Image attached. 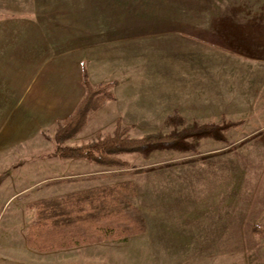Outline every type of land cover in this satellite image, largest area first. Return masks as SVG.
Listing matches in <instances>:
<instances>
[{
	"label": "rangeland",
	"instance_id": "1",
	"mask_svg": "<svg viewBox=\"0 0 264 264\" xmlns=\"http://www.w3.org/2000/svg\"><path fill=\"white\" fill-rule=\"evenodd\" d=\"M140 1L0 0V198L20 194L0 205V226L26 196L127 181L121 201L138 231L90 242L84 264H264V237L253 230L264 227V0H175L163 8L173 18L157 11L148 18ZM87 5L109 6L137 26L166 18L173 25L186 15L211 25L145 26L131 41L156 50L106 57L98 66V46L77 41ZM82 65L94 83L101 69H130L132 89L142 88L125 90L124 99L132 107L155 99L156 106L146 120L120 123L131 137L176 140L118 154L127 166L43 156L55 147L57 121L85 94ZM108 100L66 145L113 132L119 120Z\"/></svg>",
	"mask_w": 264,
	"mask_h": 264
},
{
	"label": "trees",
	"instance_id": "2",
	"mask_svg": "<svg viewBox=\"0 0 264 264\" xmlns=\"http://www.w3.org/2000/svg\"><path fill=\"white\" fill-rule=\"evenodd\" d=\"M81 82L85 88L84 96L69 116L57 121L51 138L55 147L43 156L85 158L109 166H127L128 163L119 158L118 154L142 152L149 145L168 144L176 140L174 134L131 137L128 127L118 121L111 133L98 135L95 139L78 145H66L65 141L85 124L88 112L113 98L110 92L113 82L93 87L84 65L81 67ZM136 169L140 171L139 168ZM130 187L131 183L125 181L72 191L30 203L29 207L34 208L36 219L27 234L28 245L39 250H50L124 238L137 232L136 223L132 224L121 201L123 191ZM253 230L264 237V227L254 226Z\"/></svg>",
	"mask_w": 264,
	"mask_h": 264
},
{
	"label": "crops",
	"instance_id": "3",
	"mask_svg": "<svg viewBox=\"0 0 264 264\" xmlns=\"http://www.w3.org/2000/svg\"><path fill=\"white\" fill-rule=\"evenodd\" d=\"M174 1L175 0H143V2L140 1V11L146 13L148 18L151 17L152 12L155 13L156 11L161 17L166 15L170 16L171 12H167L163 8H166L168 3H173ZM176 1L178 2V0ZM86 7L87 8H81L82 11H85V14H82L83 16L81 15L82 18L79 19L80 16L77 18V27L82 29L77 33V41H84L86 43L91 42L95 44L94 47H96V45L98 46V54L95 52L92 53V59L94 61L97 60L95 62H97L98 66L103 65L101 60L106 59V57L111 58L120 54L126 55L127 53L131 60L133 51L142 50L146 52L144 55H147V50H151L150 48L156 50L157 46H150L146 42L140 41L141 39L136 40L138 37L135 38L134 43L131 41L132 32L135 34L141 33L146 29L145 26H147V29L152 30L150 28H153L156 24L160 27L169 28L173 26L188 28L211 25L210 21H208L207 24L204 22H196L194 15L192 19L188 18L186 15V18L176 20L173 25L170 19L171 17L173 18V16H170L169 20H166V18L165 21L162 22L156 20L155 24L151 22L149 24L140 23L138 24L139 26H137L135 23L131 22L130 18L126 20L121 12L117 14V10H113V8L109 6H104L102 9L94 5H87ZM101 12L103 13L104 22L100 17ZM175 17L176 14L174 15V18ZM135 27L138 29L136 30ZM132 28H134L133 31ZM171 35H169V37H171ZM112 43L114 47H119L115 49ZM118 43L120 45H118ZM168 50V53L172 52L170 47H168ZM155 57L153 56V58ZM129 64V68L132 69L131 62ZM119 67L122 69H113V71L111 70L109 72H105L101 69L99 74L93 75L96 83L89 81L93 86L111 81L113 82L110 89L113 99L108 100V105L114 108L111 115L115 120H119V122L123 124L146 120L147 118L145 117L149 115L148 108L156 106V100L153 99L152 101L154 104L150 106H148V103L139 101L135 104L136 106L132 107V104L127 102L124 98L128 97L130 92L133 94V92L142 87L133 85L132 89V83L134 82L132 77L133 72L124 65ZM125 90L129 93H124ZM3 98L4 96L0 91V107L4 108L5 99ZM158 113H160V111H154V114L157 115ZM3 115L4 112L0 111L1 118ZM1 122L2 120L0 119V132L3 131V124ZM25 192H28V190ZM16 193L15 191L12 195H2V198H0V205L3 204L7 198L14 196ZM18 195L20 194H16L17 197ZM39 199L35 197V194L31 195V197L26 196L21 198L19 204L11 211L10 215L7 216L6 221L1 224L0 264H84V251L87 249L85 247H87L89 243L50 250H39L28 245L27 234L30 226L36 219L35 210L29 207V204ZM94 245H96V243ZM88 261L91 262L90 260Z\"/></svg>",
	"mask_w": 264,
	"mask_h": 264
}]
</instances>
